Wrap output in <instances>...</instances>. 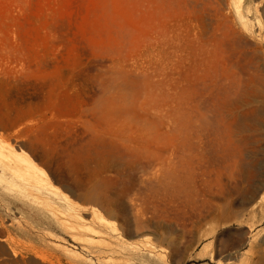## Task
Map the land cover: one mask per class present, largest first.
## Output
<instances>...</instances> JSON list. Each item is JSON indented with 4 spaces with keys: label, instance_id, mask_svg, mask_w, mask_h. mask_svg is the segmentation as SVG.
Instances as JSON below:
<instances>
[{
    "label": "rangeland",
    "instance_id": "obj_1",
    "mask_svg": "<svg viewBox=\"0 0 264 264\" xmlns=\"http://www.w3.org/2000/svg\"><path fill=\"white\" fill-rule=\"evenodd\" d=\"M238 1L0 0V141L107 225L0 186V264H264V0Z\"/></svg>",
    "mask_w": 264,
    "mask_h": 264
},
{
    "label": "bare ground",
    "instance_id": "obj_2",
    "mask_svg": "<svg viewBox=\"0 0 264 264\" xmlns=\"http://www.w3.org/2000/svg\"><path fill=\"white\" fill-rule=\"evenodd\" d=\"M240 2L241 0L237 2L238 5L236 3V13L237 10L240 13ZM0 186L6 191L24 197V199L25 197L28 199L31 197L38 205H52L49 201V196H57L58 199H61L62 202L64 201V203H66L65 210L63 212L61 211L64 213L61 215H65L64 220H62L63 222L61 223L67 226L68 222H71L69 231H71V229L76 230L79 235L80 233L87 231L98 238L103 234H107V225L98 210L95 208L91 209V211L89 210L91 214L88 221L84 219L82 214L83 212H86V209H83L84 211L81 213V210L75 205L76 203H71L74 201H70L69 197L66 196L68 194L65 195V193H63L64 195L61 197L58 196L59 193L54 189L55 186L51 185L47 174L43 169L36 165V162L31 159L25 150L16 145L5 144L2 141H0ZM83 239V241L86 242L85 238ZM91 239L93 238L90 237V240H88L91 241ZM89 241L87 243H89Z\"/></svg>",
    "mask_w": 264,
    "mask_h": 264
}]
</instances>
